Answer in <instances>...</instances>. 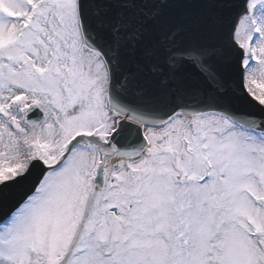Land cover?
Listing matches in <instances>:
<instances>
[{
  "label": "snow or ice",
  "instance_id": "1",
  "mask_svg": "<svg viewBox=\"0 0 264 264\" xmlns=\"http://www.w3.org/2000/svg\"><path fill=\"white\" fill-rule=\"evenodd\" d=\"M0 264H264V0H0Z\"/></svg>",
  "mask_w": 264,
  "mask_h": 264
}]
</instances>
